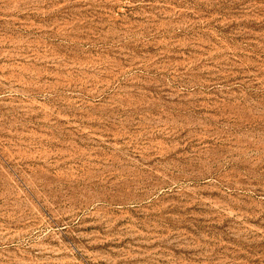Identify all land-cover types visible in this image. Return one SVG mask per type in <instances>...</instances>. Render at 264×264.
I'll return each mask as SVG.
<instances>
[{
  "label": "rangeland",
  "instance_id": "obj_1",
  "mask_svg": "<svg viewBox=\"0 0 264 264\" xmlns=\"http://www.w3.org/2000/svg\"><path fill=\"white\" fill-rule=\"evenodd\" d=\"M0 264H264V0H0Z\"/></svg>",
  "mask_w": 264,
  "mask_h": 264
}]
</instances>
